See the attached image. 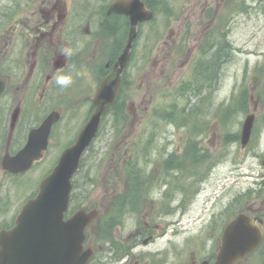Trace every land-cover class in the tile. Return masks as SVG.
I'll use <instances>...</instances> for the list:
<instances>
[{
	"label": "rangeland",
	"instance_id": "1",
	"mask_svg": "<svg viewBox=\"0 0 264 264\" xmlns=\"http://www.w3.org/2000/svg\"><path fill=\"white\" fill-rule=\"evenodd\" d=\"M55 1H59L60 9L65 12L56 43L63 32L69 39L71 34L76 35L87 30L91 13L86 14L84 8L91 7L92 10L101 5L100 0H0V30L5 24L12 30L16 26L11 35L4 38L3 42L0 41V72L8 71L12 67L9 59H15L13 66L17 62L25 67L30 65L37 24L47 22L44 20L46 15L41 12V9L51 6ZM189 1L191 0H155L152 5L147 0L149 6L156 10V17L142 28V36L146 35V37L139 41L137 49L139 60L135 58L132 63L130 61L127 74L132 86L122 95L121 104H117L118 112L114 110L113 116H108L94 147L101 149L106 144L110 147L108 142L114 141L115 122L124 119L125 113L129 112L134 114L132 122L137 127L133 129L137 135H141L138 138L140 144L148 140V136L154 141L153 146L150 145V156L158 158L161 152H166V158H170L176 167H178L177 163L183 164L182 168L178 167L179 169L175 171H184L192 156L188 151L185 160L183 158L185 150L180 149L185 133L188 131L183 121V112H187V109L184 108L186 106L181 105L184 102L182 93L184 89L185 91L196 89L201 94H206L207 103L203 105L206 113L203 121L211 125V131L195 135L199 145L202 148H209L211 153L209 163L203 165L204 168L210 166L211 169L210 178L206 184L207 191L194 205L191 204L186 210L179 209L171 215L176 221L170 226L166 235H163L165 226L163 225L161 229V225L157 224L149 212L141 206L135 215H127L122 205L101 207L105 210L104 217L102 214L101 219L92 224L90 243L94 245L103 243L104 245L101 244L103 247L114 245L118 248V252L109 251L105 258L101 259L100 256L91 264H196L195 260L211 253L210 237L202 240L203 234L199 231L203 230L206 222H212L210 216L214 210H220L223 202H230L240 191L250 187L257 178L259 181L262 180V173H264L262 166L264 158V0H220V4L216 6L215 16L209 18L205 16V12L210 0H195L200 2L199 13L204 7V20L198 30L195 27L192 28L188 21ZM237 2H239V5L236 4L237 9H229ZM49 22L53 23V19ZM214 28L216 32L219 28V34L224 36L220 42L219 53L216 52L215 45L207 52L206 57L202 56L199 52L206 45H210L208 40L211 39ZM97 33L104 34L100 28H93L91 32L85 33L88 36L82 34L83 40L80 39L74 43L73 51L82 57L78 64L72 65L67 70V73L72 72L79 76L76 70L83 63V57L91 56L98 49L99 57L94 63H97L98 70H101L104 63L102 52L111 44L112 37L104 38V47H101L99 43L93 41ZM153 33L159 34L158 40L150 39ZM209 34L211 35L208 38ZM79 45H82V48L78 47ZM174 50L186 51L185 56V53L177 55L175 52L172 55L174 60L184 57L183 61H188V64L183 62L178 70V76L184 79L183 82H178L172 74L173 63L167 65L164 73L159 70V65L164 62V59L170 57L167 52ZM94 63L86 65V68L93 69ZM87 74H89L88 71ZM214 75L215 80L218 76L221 79L216 87L210 86ZM99 81L98 74L96 78L95 76L92 78L91 82H87L88 92L89 87L95 88ZM178 90L181 96L175 94L174 91ZM85 96V94L82 96L84 100L78 98L76 105H73L70 110H64L63 118L59 125L55 126V137L49 150L28 174H7L0 166V226L6 222L11 224L14 222L26 199L34 196L38 191L39 182L50 165L55 164L62 150L74 142L91 108L90 103H85ZM198 98L202 100V95ZM4 104L7 105V102ZM122 104L124 111L119 109ZM143 104L146 107V116L145 121L141 122L138 108ZM254 112L260 126L258 128L259 144L255 147L250 146V151L238 153L237 156L226 155L221 163L216 151L218 150V117L224 118L229 123L231 131L236 130L237 136L246 116ZM111 119H114V122ZM190 133L189 131L187 135L190 136ZM231 137L232 134H230ZM189 142L192 143V140ZM10 146L11 149L20 147L17 142L11 143ZM192 146L193 144L189 147ZM4 147L5 142L0 138V158L5 153ZM91 153L92 149L86 154L77 175V179L79 176L84 179L83 182L81 181L82 188L78 190V192L82 191L83 195L76 193L73 199V210L80 207V203L88 207L95 205L97 197L100 196L98 186L102 185L103 176L95 187L93 182L87 179L86 173L89 174V170L100 177L101 167L106 165L109 158L104 150L97 155ZM179 158L183 160L179 161ZM156 160H153L151 164L154 168L158 166ZM172 174L175 175V172L173 171ZM86 180H88L87 184ZM180 193L181 189H177L173 197L179 199ZM204 197L207 203L203 202ZM156 202L161 201L156 200ZM171 203H160L153 209L156 213L166 215L169 211L165 212L163 206ZM173 204H176V201ZM250 205H253L250 208L256 209V213H261L260 210L264 208V190L260 194L257 193ZM217 218L218 214L214 220ZM144 241L148 245L145 243L134 245ZM203 243L207 249L202 247ZM132 246L137 247L128 256L127 261L124 256L121 260L115 258L123 248L127 252ZM259 256L256 254L252 258Z\"/></svg>",
	"mask_w": 264,
	"mask_h": 264
},
{
	"label": "flooded vegetation",
	"instance_id": "2",
	"mask_svg": "<svg viewBox=\"0 0 264 264\" xmlns=\"http://www.w3.org/2000/svg\"><path fill=\"white\" fill-rule=\"evenodd\" d=\"M106 2L107 0H100V4H102V6H97L95 7L96 9L91 10V7L84 8L86 14L89 15V13H91L87 30H83L76 35L71 34L69 39L63 32L57 43L55 40L58 31L61 30L59 26L64 19L65 12L63 9H60L59 1H55L51 6L41 9V12L46 15L44 20L47 22L44 24H37V34L35 35V39L33 38L35 40V46L32 54L30 55V65L25 67L20 62H17L13 66L12 64L15 60L14 59L11 61L12 67L8 71H3L0 73V76H2L6 81L5 94H3V98L0 100V138L5 142V153L0 158V166L2 165V159L6 154L19 151L23 145L29 141L33 129L38 128L49 113L58 111L60 114V119L51 127L48 137L49 146L44 152V154H46L55 137V126L59 125L61 119L63 118L64 110H70L73 105H76L75 103L77 102L78 98H82L83 94L86 95L85 103L91 104V108L85 121H87L90 117L92 111L95 108L93 104V98L97 91V87L99 83L102 82L113 71L114 65L126 44L130 30L129 17L120 13H109ZM189 2L190 7L188 9V21H190L192 28L195 27V29L198 30L199 26L204 20V7L202 8V12L199 13L200 8L198 5L200 2H196L195 0H191ZM152 3L154 4L155 0H153ZM237 3L233 4L229 9H234ZM219 4L220 0H210L205 12V16L208 18L215 16L214 14L216 13V6ZM50 19H53V23L49 22ZM144 25L145 23L139 24L138 34L136 37L138 44L137 46L135 45L134 49H132L131 63L135 58L137 60L140 58L137 55V49L139 47V41L146 37V35L142 36V28ZM93 28H100L104 33H97L93 37V41L99 43L101 47H104V38L108 39L110 36L112 37L111 44L108 45L107 48L102 52V60L104 63L101 70L99 71L97 63H94L99 57L98 49L97 51H94L91 56L83 57V63H81L76 70L79 76H76V74L72 72L67 73V70L72 65H76L80 62L82 55H76L73 51V55L66 58L64 55H62V50L65 47L72 48L75 42L82 39V34L84 36H88L85 33L91 32V29ZM204 28H206L205 25ZM217 29L218 32H216V28L213 29L214 33L211 39L208 40L210 45H206L202 50H200L199 53L202 56L206 57L210 47H215V45L218 47L220 41L223 40V34L220 35L219 28ZM210 35L211 34H209L208 38ZM150 39L156 41L158 40V36L153 33ZM214 41L216 43H214ZM29 43H31L30 40ZM174 52L178 53L175 50L167 52L170 54V57L165 58L164 62L159 65L160 72L164 73L167 65L174 63L175 68L173 75L179 73L178 70L181 67L180 63L183 61L184 57L174 60L172 58ZM216 52L218 53L217 48ZM185 55L186 51L184 56ZM185 62L188 63L187 60H185ZM93 63V69L86 68V65ZM87 71L89 74H87ZM127 72L128 69L125 71V73H123L124 75L122 78V85L118 95L119 97L125 94V91L129 90V88L132 86ZM98 74L100 75V81L98 85H96L95 88L90 86L88 92L87 82H91L92 78L94 76L96 78ZM60 75L71 76L73 80L72 84H70L68 87H60L57 85L55 79ZM5 102H7V105L4 104ZM115 112H117V110H115ZM15 113L17 115V120L13 125L10 116H13ZM111 116H113V114ZM138 116L140 117L141 122L145 121V104L139 106ZM132 124L135 125L133 122ZM42 137L43 134L37 135L36 141H42ZM14 142L19 143L20 147L18 146V149H11L10 145ZM159 161L160 164L158 172L153 176L144 177L139 184V187L144 190L152 189L160 185L162 181L166 179L167 174L172 170V163L170 161L161 162V158H159ZM143 162L150 165L153 163L152 160L149 162L143 160ZM126 168L127 167H123L121 169L123 174L125 173ZM116 170L117 168H113L114 172H116ZM4 171L5 173L9 174L8 171ZM171 184H176V178L173 179V182L171 181ZM115 185H117V183ZM127 188H132V185L128 186ZM263 190L264 185L262 190L254 192V197H250L244 201V205L240 207V210H243L244 212L258 218L261 222L262 228L264 229V208L260 210L261 213H256V209L250 208L253 207V205H250V203L257 196V193L260 194L263 192ZM3 225L9 226L11 223L6 222Z\"/></svg>",
	"mask_w": 264,
	"mask_h": 264
},
{
	"label": "water",
	"instance_id": "3",
	"mask_svg": "<svg viewBox=\"0 0 264 264\" xmlns=\"http://www.w3.org/2000/svg\"><path fill=\"white\" fill-rule=\"evenodd\" d=\"M110 11L123 12L131 17L132 28L125 50L113 74L99 88L97 109L76 143L66 149L54 170L43 179L39 193L24 205L16 225L0 232V264H88L94 255V248H85L84 243L87 238L85 230L97 212L82 208L65 219L72 190L71 179L83 152L97 134L102 115L115 100L121 73L128 63L137 34V24L151 17L142 0H117ZM3 89L4 81L0 78V95ZM254 118L251 114L245 120L244 143L249 139ZM44 146L45 143L36 147L31 140L18 155L6 158L5 166L14 172L28 169L40 157L39 151ZM248 223L250 220L240 215L227 226L217 264H233L257 247L261 233L255 229L253 235Z\"/></svg>",
	"mask_w": 264,
	"mask_h": 264
},
{
	"label": "clouds",
	"instance_id": "4",
	"mask_svg": "<svg viewBox=\"0 0 264 264\" xmlns=\"http://www.w3.org/2000/svg\"><path fill=\"white\" fill-rule=\"evenodd\" d=\"M78 47L82 48V45H79ZM62 55H64L66 58L72 56L73 55V49L70 47H65L62 50ZM55 82L60 87H68L70 84H72L73 80H72L71 76L60 75V76L56 77Z\"/></svg>",
	"mask_w": 264,
	"mask_h": 264
},
{
	"label": "trees",
	"instance_id": "5",
	"mask_svg": "<svg viewBox=\"0 0 264 264\" xmlns=\"http://www.w3.org/2000/svg\"><path fill=\"white\" fill-rule=\"evenodd\" d=\"M15 11V10H14Z\"/></svg>",
	"mask_w": 264,
	"mask_h": 264
}]
</instances>
